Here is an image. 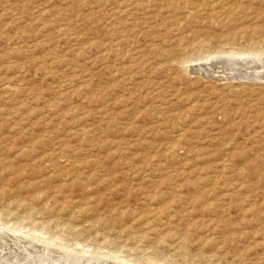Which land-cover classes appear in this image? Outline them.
<instances>
[{"label":"rangeland","instance_id":"1","mask_svg":"<svg viewBox=\"0 0 264 264\" xmlns=\"http://www.w3.org/2000/svg\"><path fill=\"white\" fill-rule=\"evenodd\" d=\"M263 74L264 0H0V254L264 264Z\"/></svg>","mask_w":264,"mask_h":264},{"label":"bare ground","instance_id":"2","mask_svg":"<svg viewBox=\"0 0 264 264\" xmlns=\"http://www.w3.org/2000/svg\"><path fill=\"white\" fill-rule=\"evenodd\" d=\"M259 62H260V61H259ZM247 63H248V62H247ZM232 64H233V63H232ZM238 64H239V63H238ZM242 64H243V63H242ZM234 65H235V64H234ZM224 66H225V65H224ZM230 66H231V64H230ZM233 67H234V66H233ZM226 68H227V70H228V67H226ZM231 68H232V66H231ZM242 68H243V69H242ZM232 69H234V68H232ZM239 69L246 70L245 67H242V66H241ZM254 69H255V68H254ZM198 70H199V69H198ZM246 71H247V70H246ZM246 71H245V72H246ZM251 71H252V70H251ZM251 74L260 75V74H258V71H257V70H253V72H251ZM263 75H264V74H263ZM263 75H262V76H263ZM245 76H248V78L250 79L249 76H252V75H249V73L246 72V73L240 75L239 77L245 78ZM251 79H252V78H251ZM2 229H3V228H2ZM2 229H1V230H2ZM15 232H16V231H15ZM15 232H14V233H15ZM9 234H10V233H9ZM9 234H8V235H9ZM3 238H4V237H3ZM12 238H15V237H12ZM18 238H19V237H18ZM19 239H20V238H19ZM16 240H18V239H16ZM21 240H22V239H21ZM21 240H20V241H21ZM36 240L41 241V242H43V243H45V241H47V240L44 241V240L37 239V238H36ZM13 241H14V239H13ZM30 241H31V240H30ZM4 242H5V241H4ZM41 242H40V243H41ZM43 243H42V244H43ZM11 244H12V243H11ZM34 244H35V243H34ZM37 244H38V243H36L35 245H31L30 247L26 246V247H27L26 252H32V251L35 252V251H37V249H39L38 246L40 245V244H39V245L37 246ZM3 245H5V244L3 243ZM10 246H11V245H10ZM18 246H19V245H18ZM43 246H44V245H43ZM45 246H46V245H45ZM20 247H21V246H20ZM39 247H40V246H39ZM41 247H42V246H41ZM42 248H43V247H42ZM46 248H47V247H46ZM20 249H21V248H20ZM63 249H64V248H63ZM0 250H2V249L0 248ZM14 250H15V249H14ZM24 250H25V249H24ZM40 250H41V248H40ZM2 251H3V250H2ZM5 251H8V250H4V252H5ZM17 251L19 252V250H17ZM17 251H16V252H17ZM21 251H22V250H21ZM61 251H62V249H61ZM61 251H60V253H61ZM34 252H32V253H34ZM45 252H47V251H45ZM53 252H54V251H53ZM64 252H65V251H64ZM64 252L62 251V253H61L60 255H63V254H64V257H65V254H66L67 252H65V253H64ZM7 253H8V252H7ZM7 253H5V254H4V253H1V254H0V257H1L0 259L2 260L1 262H3V258H5V260H6L7 258H9L8 260H6L7 262L4 261L5 263H3V264H33V263L30 262L29 260H28L29 262H26L27 258L30 257L29 255H28L29 257L26 258V257H24V256H21L20 253H19V254H15L14 256H13V252H12V253L9 252L10 254H7ZM21 253L23 254V252H21ZM40 253H41V252H40ZM49 253H50V252H49ZM51 253H52V252H51ZM54 253H57V252H54ZM54 253H53V254H54ZM37 254H38V253H37ZM45 254H46V253H45ZM31 255L33 256V254H31ZM32 256H31V257H32ZM39 256H40V255H39ZM53 256H54V255H53ZM57 256H58V255H57ZM58 257H59V256H58ZM77 258H78V257H77ZM81 258H82V257H81ZM112 259H114V257H113ZM115 259H116V258H115ZM9 260H10V261H9ZM52 260H53V259H52ZM52 260L50 259V261H52ZM72 260H73V259H72ZM72 260H71V261H72ZM74 260H75V259H74ZM83 260H84V258H83ZM116 260H119V258L116 259ZM8 261H9V262H8ZM48 261H49V260H48ZM81 261H82V259H81ZM89 261H90V260H89ZM91 261H93V260H91ZM94 261H95V260H94ZM120 261H121V260H120ZM13 262H16V263H13ZM52 262H54V261H52ZM52 262H51V263H52ZM57 262H58V261H57ZM96 262H97V261H96ZM48 263H49V262H48ZM51 263H50V264H51ZM55 263H56V262H55ZM58 263H59V262H58ZM72 263H73V262H72ZM93 263H95V262H93ZM118 263H119V262H118ZM36 264H37V263H36ZM79 264H80V263H79ZM119 264H120V263H119ZM125 264H126V263H125Z\"/></svg>","mask_w":264,"mask_h":264}]
</instances>
